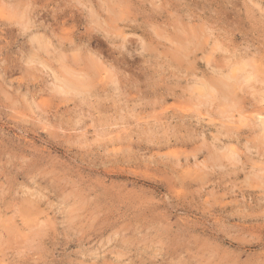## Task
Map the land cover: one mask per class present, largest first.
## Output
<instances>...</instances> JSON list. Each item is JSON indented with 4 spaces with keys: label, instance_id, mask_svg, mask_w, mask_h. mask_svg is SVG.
I'll return each mask as SVG.
<instances>
[{
    "label": "rangeland",
    "instance_id": "rangeland-1",
    "mask_svg": "<svg viewBox=\"0 0 264 264\" xmlns=\"http://www.w3.org/2000/svg\"><path fill=\"white\" fill-rule=\"evenodd\" d=\"M262 8L0 0V264H264Z\"/></svg>",
    "mask_w": 264,
    "mask_h": 264
},
{
    "label": "clouds",
    "instance_id": "clouds-1",
    "mask_svg": "<svg viewBox=\"0 0 264 264\" xmlns=\"http://www.w3.org/2000/svg\"><path fill=\"white\" fill-rule=\"evenodd\" d=\"M101 3H104V0H100ZM76 3L80 4L82 7H87V0H76ZM252 7H256L255 4L252 5ZM89 11L91 12V9L89 8ZM261 15L264 16V8L260 9ZM130 39H135L137 41H140V37H129V36H122V40L127 43ZM141 44H143V41H140ZM124 51V49H122Z\"/></svg>",
    "mask_w": 264,
    "mask_h": 264
},
{
    "label": "bare ground",
    "instance_id": "bare-ground-1",
    "mask_svg": "<svg viewBox=\"0 0 264 264\" xmlns=\"http://www.w3.org/2000/svg\"><path fill=\"white\" fill-rule=\"evenodd\" d=\"M224 86H225V85H224ZM225 87H226V86H225ZM227 87H228V86H227ZM261 116H263V115H261ZM260 120H261V119H260ZM263 122H264V121H263ZM263 122H262V123H263Z\"/></svg>",
    "mask_w": 264,
    "mask_h": 264
}]
</instances>
